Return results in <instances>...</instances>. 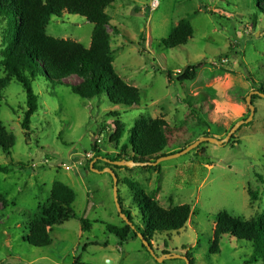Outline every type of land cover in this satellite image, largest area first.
<instances>
[{
	"label": "rangeland",
	"instance_id": "rangeland-1",
	"mask_svg": "<svg viewBox=\"0 0 264 264\" xmlns=\"http://www.w3.org/2000/svg\"><path fill=\"white\" fill-rule=\"evenodd\" d=\"M152 1L116 0L106 8L113 67L139 89V105L112 106L105 94L81 99L68 87L39 75L31 79L38 109L30 129L24 131L25 92L15 80L4 89L0 120L15 143L10 155L0 149V166L10 167L8 173L0 171V264H185L180 258H155L168 254L190 255L193 264H261L249 263L252 247L246 240L223 235L218 253H209V247L220 211L244 220L263 212L264 98L252 99L251 119L222 145L201 141L153 166L117 168L94 159V141L102 154L112 158L116 153L109 141L116 118L125 124L119 146L136 119L165 120L170 136L164 155L177 153L203 136L224 138L237 121L249 117L245 100L249 92L264 88V13L256 0H157L155 9ZM182 19L190 21L192 38L173 49L159 45L158 40ZM6 28V19L0 17V61ZM92 28L80 15L64 13L50 21L47 34L88 47ZM188 66L192 80L178 81L177 74ZM167 70L173 72L171 81ZM5 75L0 65V77ZM79 79L69 76L63 82ZM114 110L120 115L110 113ZM93 160L98 171L90 170ZM106 167L116 174L122 206L137 227L143 228V222L133 200L136 192L125 180L162 207L191 206L184 228L154 235L155 256L138 235L131 233L120 242L106 230L108 224L124 226ZM56 180L75 191L71 208L78 218L53 226L50 246H30L24 240L27 223L47 201ZM79 218L90 220L89 231L81 230Z\"/></svg>",
	"mask_w": 264,
	"mask_h": 264
},
{
	"label": "trees",
	"instance_id": "trees-1",
	"mask_svg": "<svg viewBox=\"0 0 264 264\" xmlns=\"http://www.w3.org/2000/svg\"><path fill=\"white\" fill-rule=\"evenodd\" d=\"M116 0H0V17L6 19L7 28L3 38L4 48L0 65L6 75L0 77V108L2 93L10 81L18 82L26 96V108L23 113L21 127L24 131L30 129V121L38 109L37 96L31 85V79L43 76L68 87L81 99H93L105 94L112 106L130 108L139 105V89L124 81L113 67L111 37L107 31L110 16L106 12ZM260 1L262 7H260ZM257 8L264 13V0H256ZM64 13L80 15L93 25L88 47L70 39L55 38L47 34V26L53 18H61ZM117 32V28L113 27ZM193 28L189 20H180L170 30L169 34L158 40L159 45L173 49L184 45L192 38ZM188 66L177 74V80H192L193 73ZM169 81L173 72L166 71ZM69 76L79 77V81H64ZM264 93V88L258 89ZM257 94L251 96L252 99ZM253 104V103H252ZM119 116L120 113L114 110ZM113 133L109 141L116 150L112 158L102 154L96 141L92 144L94 159L100 158L106 166L118 160L135 163L154 162L168 145L170 130L162 118L147 119L140 117L128 130L125 143L119 146L125 131V124L119 118L113 122ZM105 134V131L102 132ZM14 137L6 130L0 120V149L10 155L14 146ZM128 145L131 154L128 153ZM12 165V164H10ZM22 165V164H20ZM152 166V165H151ZM96 163L93 164V168ZM103 167H101L102 169ZM0 171L8 173L9 166H0ZM128 186L135 190L133 198L140 209L143 228L137 227L131 220L128 210L124 209L118 195L122 212L129 224L119 228L106 225L108 232L114 234L120 242L126 241L131 233L133 237L142 235L151 246L155 234L177 232L184 228L191 214L189 204H179L168 208L162 207L158 201L142 189L135 188L131 180H125ZM250 195L253 193L250 191ZM76 199L75 191L61 181H53L46 202L38 206V210L28 221L24 240L28 245L38 248L48 247L52 243L51 229L65 221L78 218L71 208ZM81 230L91 229L87 218H79ZM223 235L251 242L252 253L249 263L264 264V207L263 212L249 220L231 216L226 210L220 211L215 217L213 239L209 253L220 251L219 241ZM190 264L192 257L186 255Z\"/></svg>",
	"mask_w": 264,
	"mask_h": 264
},
{
	"label": "water",
	"instance_id": "water-1",
	"mask_svg": "<svg viewBox=\"0 0 264 264\" xmlns=\"http://www.w3.org/2000/svg\"><path fill=\"white\" fill-rule=\"evenodd\" d=\"M253 94H257L259 97H262L264 98V93L263 92H259L258 90H253V91H250L249 94L246 96V103L248 105V109L250 110V114H249V117L247 118V120H243V121H237L233 126L232 128L227 132L226 136L224 138H221V139H218L216 137H209V136H203L201 137L200 139L196 140L195 142H193L192 144H190L189 146H187L186 148H184L183 150H180L179 152L177 153H174V154H169V155H164V156H160L158 159H156L154 162H146V163H135L133 161H130V160H127V161H122V160H118V161H115L114 164L115 165H126V166H132V165H156L158 162L162 161V160H166V159H171V158H174V157H178L186 152H188L189 150H191L192 148L196 147L197 145H199V143L201 141H208V142H211V143H214V144H217V145H222L224 143H226L230 136L236 131V129L239 127L240 124H243V123H247L253 113H254V106L251 102V96ZM95 160H93L90 164V170H95V171H98L97 169L93 168V164H94ZM105 171H107L113 178V196H114V201H115V204H116V208H117V212L120 214V216L123 218V220L127 223V219H126V216L125 214L122 212L121 210V206L119 204V201H118V188H117V183H118V178L116 176V174L114 173V171L111 169V168H108L106 167L105 168ZM140 239L142 240V244L146 247V249L150 252L151 255L155 256V253L152 249V247L150 246V244L144 240L143 236L142 235H139ZM155 258L158 260V261H162L164 258H180V259H183L185 261V264H190L189 262V259L186 257V256H183V255H180V254H168V255H163L161 257H156Z\"/></svg>",
	"mask_w": 264,
	"mask_h": 264
},
{
	"label": "built area",
	"instance_id": "built-area-1",
	"mask_svg": "<svg viewBox=\"0 0 264 264\" xmlns=\"http://www.w3.org/2000/svg\"><path fill=\"white\" fill-rule=\"evenodd\" d=\"M157 6H158V1L157 0H153L152 3H151L152 9H155ZM88 156H90V154ZM64 166L68 167L66 164H64Z\"/></svg>",
	"mask_w": 264,
	"mask_h": 264
}]
</instances>
